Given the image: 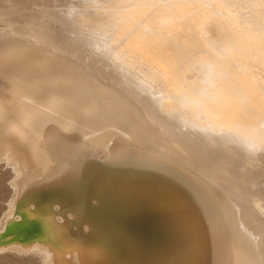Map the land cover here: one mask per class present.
Instances as JSON below:
<instances>
[{
	"label": "bare ground",
	"instance_id": "bare-ground-1",
	"mask_svg": "<svg viewBox=\"0 0 264 264\" xmlns=\"http://www.w3.org/2000/svg\"><path fill=\"white\" fill-rule=\"evenodd\" d=\"M0 264H264V0H0Z\"/></svg>",
	"mask_w": 264,
	"mask_h": 264
},
{
	"label": "rangeland",
	"instance_id": "rangeland-1",
	"mask_svg": "<svg viewBox=\"0 0 264 264\" xmlns=\"http://www.w3.org/2000/svg\"><path fill=\"white\" fill-rule=\"evenodd\" d=\"M104 70V72L106 73V74H111L112 76H115V67H108V66H105V69H103ZM96 71H98V72H100L99 70H96ZM112 79L115 81V82H117L115 79H114V77H112ZM97 87V89L99 90V91H102L101 90V88L100 87H98V86H96ZM122 89H125L124 87H122V86H120ZM126 88H128V93L129 94H134V95H138V91H136L137 89H135V88H129V87H126ZM102 96H108L107 94H106V92H104V91H102ZM132 94V95H133ZM140 99L143 101V97H140ZM110 104H112V106H115V107H121L122 108V115H121V121H119L121 124H124L123 125V127H125V130H124V132H125V136L124 137H126V138H128L129 137V139H133V141L134 142H130V144H128V145H130V146H132V148H134V150L136 149V150H138V151H140V152H148L149 153V151H152L153 150V148L151 147V146H147V144L145 143V141L141 138V136H140V132H144V129L142 128V127H138V122H137V120L130 114V112L128 111V109H126V108H124V107H122V105L119 103V102H116V101H110ZM116 115V111H113V112H111L110 113V116L111 117H114ZM117 116V115H116ZM120 124V125H121ZM140 125H142L141 123H139ZM120 125H118V124H116V125H114L115 127V129H114V132L115 133H118V132H120V129L118 130L117 128L120 126ZM127 125V126H126ZM124 129V128H123ZM117 130V131H116ZM142 135V134H141ZM143 136V135H142ZM159 173H156V176L158 177V179L160 178H162V177H160L159 175H158ZM174 181H175V179H174ZM187 184V183H186ZM194 189V187L193 186H190L189 185V190H191V192H192V190ZM177 191H178V194H177V196H179V193H180V191H179V189H177ZM125 203V204H124ZM122 204H123V207H124V212L125 213H127L128 215H130L131 217H133L134 215V209H133V204H132V202H131V199H129L128 200V202H127V205H126V201L125 202H122ZM125 205V206H124ZM127 206V207H126ZM239 218H240V222L242 223L243 222V225L244 224H246L247 222L246 221H248L249 219H247L246 218V215L244 214V213H240V215H239ZM243 220V221H242ZM244 222H246V223H244ZM252 221H249L248 223H247V225H248V227L250 228V230L251 231H254V230H252V228L254 229L255 228V226L256 225H254L253 223H251ZM240 223V224H241ZM242 225V224H241ZM242 225V226H243Z\"/></svg>",
	"mask_w": 264,
	"mask_h": 264
}]
</instances>
